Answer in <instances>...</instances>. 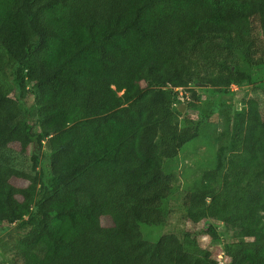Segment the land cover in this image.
<instances>
[{
    "label": "trees",
    "instance_id": "16d2710c",
    "mask_svg": "<svg viewBox=\"0 0 264 264\" xmlns=\"http://www.w3.org/2000/svg\"><path fill=\"white\" fill-rule=\"evenodd\" d=\"M228 41L264 65V0H0V150L44 152L32 175L0 160V227L20 233L11 264H218L199 241L224 231L222 264H264L256 100L233 116L226 171L180 193L185 219L206 228L156 242L140 231L168 227L164 165L199 137L201 98L237 82Z\"/></svg>",
    "mask_w": 264,
    "mask_h": 264
},
{
    "label": "rangeland",
    "instance_id": "374dc122",
    "mask_svg": "<svg viewBox=\"0 0 264 264\" xmlns=\"http://www.w3.org/2000/svg\"><path fill=\"white\" fill-rule=\"evenodd\" d=\"M225 47L236 48L233 53V64L231 71L236 76V83H232L228 88H222L215 95L206 93L198 103L197 109L208 116L207 120H194V128L198 132V138L186 144L175 159L165 162L164 169L174 177L173 197L168 200L167 207L169 217L167 226H146L140 225V231L147 242H156L162 236L169 234H179L181 231H191L194 228H206L207 222L202 221L198 225H191L184 217L181 207V192L192 191L200 183L202 174L210 169L220 166L221 175L226 171L228 159L227 145L229 133L233 123V116L242 109L249 100H256L259 110L264 117V65L248 67L244 61L246 57L245 49L241 50V45L234 42H226ZM246 60V59H245ZM202 87L198 89L203 93ZM211 90V89H210ZM178 98L174 101V109L177 113V120L180 126L184 125L186 104L190 101L189 92L179 89ZM181 108V110H178ZM190 115L196 117L198 110L188 111ZM33 117L31 120L34 121ZM43 148L31 146L25 153L21 152L17 146L0 150V160H6L8 164L22 172L35 174L38 166L43 161ZM14 184L24 186L21 180H13ZM101 224L105 227L111 225L108 217L101 219ZM169 228V229H168ZM221 238L215 242L210 241L209 236H202L200 244L208 249L213 259L221 263L220 251L228 233L224 231ZM20 233L10 226L6 231L0 227V264H11L13 258L9 254L12 244L18 240ZM211 242V243H210Z\"/></svg>",
    "mask_w": 264,
    "mask_h": 264
},
{
    "label": "water",
    "instance_id": "95a60500",
    "mask_svg": "<svg viewBox=\"0 0 264 264\" xmlns=\"http://www.w3.org/2000/svg\"><path fill=\"white\" fill-rule=\"evenodd\" d=\"M197 86H200L199 84ZM178 110H181V108H179Z\"/></svg>",
    "mask_w": 264,
    "mask_h": 264
}]
</instances>
